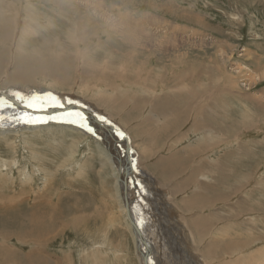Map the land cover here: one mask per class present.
Wrapping results in <instances>:
<instances>
[{"label":"rangeland","instance_id":"rangeland-1","mask_svg":"<svg viewBox=\"0 0 264 264\" xmlns=\"http://www.w3.org/2000/svg\"><path fill=\"white\" fill-rule=\"evenodd\" d=\"M0 87L31 109L85 104L129 133L151 264H264V0H0ZM3 114L0 264H143L101 141ZM193 143L196 173L167 207L152 165ZM146 168L153 197L137 188Z\"/></svg>","mask_w":264,"mask_h":264},{"label":"bare ground","instance_id":"bare-ground-1","mask_svg":"<svg viewBox=\"0 0 264 264\" xmlns=\"http://www.w3.org/2000/svg\"><path fill=\"white\" fill-rule=\"evenodd\" d=\"M18 82V81H17ZM1 88V87H0ZM2 89V88H1ZM2 90H4V91H1V92H3V93H0V115H1V113L3 114V113H6V114H9L10 116H16V115H20V114H26V115H29V116H32V115H34V116H37L38 118H41L39 115H42V116H44L45 118H41V119H47V121H53V122H67V121H72V120H75L76 121V123H71V122H67V123H70L71 125H73L74 127H76V128H78L80 131H81V133H82V131H83V133L85 132V133H87L88 135H93L90 131H88L87 130V127H80L79 126V124L80 123H86V125L88 126V127H90L91 129H93V130H95V131H98V127L100 128V130H101V132H102V134H104V136H105V139L104 140H102L101 141V143L104 145V147H105V149L107 150V152H108V154H109V156H108V154H107V158H108V160H109V162L110 163H112V159H111V155H110V152L111 151H113V142L114 141H119V137H120V133L118 132V130H121L123 133H125L119 126H117V125H115V124H113V123H109V121H110V119H106V118H103L102 117V123L101 122H99V123H95V125L92 123V121H94V120H96V116H95V113H94V111H93V109H91L89 106H87V105H85V104H80V105H73V104H71V103H66V102H63L60 106H57L56 104H54L55 106H50V104H52V103H50V102H45V104H49V106L48 105H45L43 108H41V109H37V108H35V109H31V108H29V106L27 107L26 105H24L23 103H21L20 101H19V99L17 98V97H14L13 95H11V94H13V93H10L9 94V90H5L4 88L2 89ZM25 92V91H24ZM18 94L20 93V92H17ZM42 93V92H41ZM25 94V97L27 98H25L26 100H28L30 97V95L26 92V93H24ZM20 95V94H19ZM38 95L39 94H35L34 96H33V98L34 99H36L37 100V102H35V103H38V102H40V100H41V98H39L38 97ZM63 95H66V94H63ZM24 96V95H23ZM40 96V95H39ZM1 97H3V98H1ZM44 98V97H43ZM56 98H59L61 101H63L62 100V98H60V97H55L54 99L56 100ZM33 99V100H34ZM45 99V98H44ZM47 99V98H46ZM64 99V98H63ZM4 100H5V102H4ZM60 100H58L59 102H60ZM57 101V102H58ZM31 104V103H30ZM35 105V104H34ZM71 105H73L74 106V108H70V107H68V106H71ZM79 106H81L82 107V109H85V107L86 108H88V109H86L87 110V112L88 113H86V114H88V119L91 121L90 122V124H88L87 122H84V121H81V119H84V116H85V119L87 118V116L84 114V113H80V112H77L78 110H81V108H79ZM85 106V107H84ZM1 108H6V109H1ZM179 108V107H178ZM7 109H9V110H11V109H14V111H9V110H7ZM18 110H20L19 112L20 113H17L18 112ZM207 110V109H206ZM70 111H74V112H70ZM70 112V113H69ZM82 112H83V110H82ZM91 112V113H90ZM77 114H79V115H77ZM4 115V114H3ZM52 115H54V116H56L57 118L56 119H54V118H52L51 116ZM93 116V117H92ZM161 116V115H160ZM24 117V116H23ZM73 117H78V119H73ZM110 118V117H109ZM25 119V118H24ZM34 119V118H33ZM41 119H36V120H32V121H42ZM112 120V119H111ZM26 121H29L28 119L26 120ZM95 122H97V121H95ZM112 122V121H111ZM101 124V125H100ZM92 125H94V126H92ZM12 126V125H11ZM114 126H116L115 128H116V131L115 130H113V128L112 127H114ZM118 127V128H117ZM71 129H73V131L74 130H76V129H74L73 127H70ZM146 128V127H145ZM149 128V127H148ZM147 128V129H148ZM153 130V129H152ZM111 132H113L112 134H111ZM151 132V131H150ZM74 133V132H73ZM143 133V132H142ZM79 134V133H78ZM148 134V133H147ZM125 136H126V139L128 140V142H129V140H130V137H129V135H127L126 133L124 134V137H123V141L121 142V143H124V145H122V149H123V152H124V154H126V151H127V154L126 155H124L125 156V158L127 159V160H129L128 161V163L130 162V155H129V148H130V146H129V148H128V146H127V143L125 142ZM152 137V136H151ZM156 137V136H155ZM159 137H161V136H159ZM158 137V138H159ZM135 138V137H134ZM140 138V137H139ZM144 138V137H143ZM97 140H99V137L97 136V138H96ZM154 139H156V138H154ZM160 139V138H159ZM158 139V140H159ZM100 141V140H99ZM151 141H153V140H151ZM151 141L149 142V143H151ZM108 143L110 144V145H108ZM145 143V142H144ZM159 148V147H158ZM165 148V147H164ZM156 149H157V147H156ZM148 150V149H147ZM148 151H150V150H148ZM146 152L147 153V159L149 158V156L150 155H152V157H153V154H150L149 152ZM160 151H162V150H160ZM164 151V150H163ZM103 153H104V151H103ZM113 153H114V151H113ZM154 153V152H153ZM160 153V152H159ZM156 155H157V153H155ZM137 157V156H136ZM151 158V157H150ZM157 159V158H156ZM162 161H164L165 162V156L164 157H162V158H160ZM106 161V160H105ZM106 162H108V161H106ZM159 162V159L155 162V164H157ZM113 164V163H112ZM108 164H106V166H107ZM114 166V165H113ZM115 167V166H114ZM103 169V168H102ZM104 170V169H103ZM128 172H129V174H132L133 173V168L130 166L129 168H127V169H125V175L127 174L128 175ZM134 174H135V172H134ZM136 178V177H135ZM177 178V177H176ZM117 184H118V181H117ZM119 186V185H118ZM119 188V187H118ZM120 200H122V205H123V208H124V212L126 213V207H125V205H124V201H123V199H124V197H123V195L121 194V192H120ZM127 195L129 196V195H132L130 192H128L127 193ZM119 197V196H118ZM108 198H109V196H108ZM131 199V198H130ZM134 200V199H133ZM188 201V200H187ZM119 202V201H118ZM132 205H134L135 206V204H131V208H132ZM144 207H147L146 205L144 206ZM182 207V206H181ZM180 211V210H179ZM141 213H143V211L141 212ZM182 214V213H181ZM128 220V219H127ZM136 222H137V224H138V220H136ZM177 225V224H176ZM129 227H130V222H129ZM137 227H139V226H137ZM125 228V227H124ZM175 228V227H174ZM184 228V227H183ZM130 229H131V231L132 232H134V235H135V237L137 238V240L139 241V238H143L144 236L143 235H145V238H146V240L148 241V239H147V236H146V234L145 233H143L144 231H142V229H140L139 228V230H140V232H142V234H139L138 232H136V231H134L131 227H130ZM177 229V228H176ZM179 229H180V227H179ZM182 229V228H181ZM181 233V232H180ZM177 237V236H176ZM177 239H178V241L180 240L179 239V237H177ZM145 240V239H144ZM146 240H145V242H146ZM137 241V245L138 244H140V242H138ZM177 241V242H178ZM147 243V242H146ZM184 243V242H183ZM150 244V242L147 244V246H145V245H142V244H140V245H138V252H139V250H140V252L142 253V255H140V253H139V256L141 257L142 256V258H141V260H142V262H143V264H151V262H150V258L152 257V251H150V248H149V245ZM154 244V243H153ZM151 245V244H150ZM140 246V247H139ZM152 246V245H151ZM152 249H154V248H152ZM154 252V251H153ZM155 254V253H154ZM157 256V255H156ZM157 258V257H156ZM158 260V259H157ZM156 261V260H155ZM4 261H2V263H3ZM154 264H157V263H154Z\"/></svg>","mask_w":264,"mask_h":264},{"label":"crops","instance_id":"crops-1","mask_svg":"<svg viewBox=\"0 0 264 264\" xmlns=\"http://www.w3.org/2000/svg\"><path fill=\"white\" fill-rule=\"evenodd\" d=\"M155 103H156V101H152V102L150 101V103H149L152 106L153 110L156 109L158 106L162 108V104L161 103H158V104H155ZM95 108L98 109L99 111H101L99 108H97V107H95ZM104 115H106V114H104ZM115 124H117L127 135H129V133L120 124H118V123H115ZM130 140H131V137H130ZM189 143H192V142H189ZM189 145H191V144H189ZM184 148L185 149H181L182 152L179 153L178 155H176L175 153L167 155L165 157V162L162 161L161 159H159V162L157 164L153 163V165H152L154 168H156V165H157L158 168L162 169V171H163L162 175L159 173L161 175V177H162L160 180L164 181L165 184L168 187H170L169 190L166 191V193H165V198H166L165 202L167 204V207H170V208L173 206L174 201L176 200L174 198V196L177 195L178 192H183V191L186 190L185 185H184L186 183V180H188V179H190V181L192 180V178H188V177L192 176L193 174L196 173L194 165H195L196 158H198V156L200 154V153H198V150H200V149L198 148L196 143H193L192 149L190 147L189 148L188 147H184ZM133 150H134L133 153L137 152V154H134L133 157L134 156L135 157L138 156V154H139V157L141 156V153L136 151V148L133 149ZM186 151H187V153H186ZM186 155H188L187 159L190 160V162H191V164L188 165V168L190 167V171L187 174H185L186 170L188 169V168L187 169L185 168L186 165L181 166V159H185ZM146 157H147V153H146ZM174 159L179 160V162L175 161ZM200 162H201V160H200ZM200 162H199V164H200ZM185 163L186 162H184V164ZM136 169L138 171L139 170V166L136 167ZM144 172H145V175L144 176L141 175L138 178V186H137V188L138 189H142V191H143V185L145 184L144 186L145 187L147 186L146 187L147 188V192L151 195V197H153L152 196L154 194L153 193V191H154V186L153 185L156 182L154 181L153 183L149 184V180L148 179L149 178H153V179L157 180V175L155 173H153V171L151 173V170H149L148 168H146ZM142 173H143V171H142ZM164 174H165V179H164ZM181 176H183V178H181V180H178ZM173 181H177V183L173 182ZM136 193H137V195H136ZM134 196H138V192H135ZM143 196L144 195L142 193H140V197L142 199H144ZM141 206H144L143 205V201H142ZM152 207H154V206H152Z\"/></svg>","mask_w":264,"mask_h":264},{"label":"water","instance_id":"water-1","mask_svg":"<svg viewBox=\"0 0 264 264\" xmlns=\"http://www.w3.org/2000/svg\"><path fill=\"white\" fill-rule=\"evenodd\" d=\"M0 93H3V92L0 91ZM1 98H3V97H1ZM68 107H70V108H74L73 105L68 106ZM84 107H85V106H84ZM79 108H81V110H78L77 112H80L81 114L85 112L84 114L87 116V118L84 119V120H85V122H87L88 124H90L91 121L88 119V117H89L88 114H86V113H88L87 110H86V109H88V108L85 107V109H82L81 106H79ZM82 110H83V112H82ZM73 112H74V111H73ZM90 113H91V112H90ZM92 117H93V116H92ZM95 121H96V120L92 121V123H93L94 125H95V123H99V122H95ZM94 125H92V126H94ZM100 125H101V124H100ZM115 127H116V126H114V127H112V128H113V130L116 131V128H115ZM87 128H90V127L87 126ZM117 128H118V127H117ZM98 131H101L99 127H98ZM98 131H94V130L92 129L91 133H92L96 138H97V136H98L100 141L104 140V139H105L104 134H99ZM118 132H119V133H122V134H123V137H124V134H125V133H123L121 130H118ZM101 133H102V132H101ZM123 137H121V135H120V137H119V139L121 140V142L123 141ZM125 139H126V136H125ZM125 142L127 143V146H128V148H129L128 140L126 139ZM108 145H110V144L108 143ZM116 145H117V141H114V142H113V147L115 148ZM122 145H124V143H121V145H120V150H122V155H126V154H127V151H126V154H124L123 149H122ZM113 151H115V149H114ZM113 151L110 152V155H111L112 163H113V165L115 166V168L117 169L116 171H117V173H118V185H119V191L121 192V194H122L123 197H124L123 201H124V205H125V207H126V215H127V218L129 219V222H130V226H131V228H132L134 231L138 232L139 234H142V232H140V230H139V227H137L138 224H137V222H136V218H135V217L133 216V214H132V211H133V210L131 209V204H132V203H133V204H136V202L133 200V199H135V196H134V197L132 196V198L130 199L129 196L127 195L128 192H132V191H131L132 188L129 187V185H128V183H127V174L125 175L126 162H128L129 160H127L126 158H122V159H121L119 156H115V154L113 153ZM129 155H130V148H129ZM133 171H135V170L133 169ZM128 174H129V172H128ZM135 241H138L137 238H135ZM138 242H140V244H142V245L147 246V243L145 242L144 237H143V238H139V241H138Z\"/></svg>","mask_w":264,"mask_h":264},{"label":"snow or ice","instance_id":"snow-or-ice-1","mask_svg":"<svg viewBox=\"0 0 264 264\" xmlns=\"http://www.w3.org/2000/svg\"><path fill=\"white\" fill-rule=\"evenodd\" d=\"M69 103H71V101H69ZM25 122L26 123H31V122H44V121H31V120H29V121H25ZM67 122L76 123L75 120L67 121ZM79 126L82 127V128L83 127H87L86 123H80ZM87 130L90 131V132L92 131L91 128H87ZM120 135H121V137H123V134L122 133H120Z\"/></svg>","mask_w":264,"mask_h":264}]
</instances>
